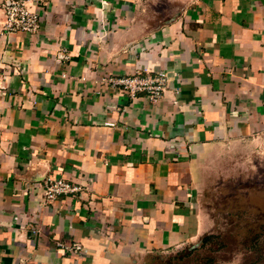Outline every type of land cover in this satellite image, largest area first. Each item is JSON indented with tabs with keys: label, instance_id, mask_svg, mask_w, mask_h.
<instances>
[{
	"label": "crops",
	"instance_id": "crops-1",
	"mask_svg": "<svg viewBox=\"0 0 264 264\" xmlns=\"http://www.w3.org/2000/svg\"><path fill=\"white\" fill-rule=\"evenodd\" d=\"M5 1L0 264H172L209 181L264 158V0H41L36 33ZM148 72L160 98L108 80ZM48 175L83 192L47 204Z\"/></svg>",
	"mask_w": 264,
	"mask_h": 264
},
{
	"label": "rangeland",
	"instance_id": "rangeland-1",
	"mask_svg": "<svg viewBox=\"0 0 264 264\" xmlns=\"http://www.w3.org/2000/svg\"><path fill=\"white\" fill-rule=\"evenodd\" d=\"M240 168L201 192L207 231L177 251L172 264H264V158Z\"/></svg>",
	"mask_w": 264,
	"mask_h": 264
},
{
	"label": "built area",
	"instance_id": "built-area-1",
	"mask_svg": "<svg viewBox=\"0 0 264 264\" xmlns=\"http://www.w3.org/2000/svg\"><path fill=\"white\" fill-rule=\"evenodd\" d=\"M41 0H6L3 3L5 14L4 28L7 33L28 32L36 33L40 29V16L32 11L29 2ZM113 87L121 88L133 100L140 93H146L150 98H160L166 88V74L164 72L137 73L109 78ZM44 202L51 204L61 196L78 197L83 188L80 184L73 183L65 178L48 175L43 182ZM82 246L74 243L69 246L70 251L77 252Z\"/></svg>",
	"mask_w": 264,
	"mask_h": 264
}]
</instances>
